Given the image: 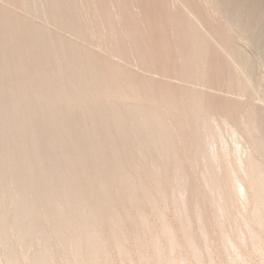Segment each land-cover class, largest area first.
<instances>
[{
  "label": "bare ground",
  "instance_id": "bare-ground-1",
  "mask_svg": "<svg viewBox=\"0 0 264 264\" xmlns=\"http://www.w3.org/2000/svg\"><path fill=\"white\" fill-rule=\"evenodd\" d=\"M262 247L264 0H0V264Z\"/></svg>",
  "mask_w": 264,
  "mask_h": 264
},
{
  "label": "rangeland",
  "instance_id": "rangeland-1",
  "mask_svg": "<svg viewBox=\"0 0 264 264\" xmlns=\"http://www.w3.org/2000/svg\"><path fill=\"white\" fill-rule=\"evenodd\" d=\"M174 2L176 3V1H174ZM176 4L178 5V2H177ZM159 5L162 6L163 4L161 3V4H159ZM159 5H158V6H159ZM161 6H160V7H161ZM134 7H135V6H134ZM134 7H133V10H132V14H133V11H134ZM160 7H158V8H160ZM162 7H164V6H162ZM136 8H138V7L136 6ZM139 9H140V10H139ZM139 9H138V11H141V8H140V7H139ZM162 9H163V8H162ZM160 10H161V9H160ZM135 14H136V9H135ZM135 14H133L135 17L139 15V14H136V15H135ZM154 19L158 20V18H153V21H154ZM156 20H155V21H156ZM155 21H154L153 23H157V22H155ZM197 23H198V22H197ZM199 25H200V23H198V26H199ZM200 27H201V25H200ZM149 63H152V59H150V62H149ZM170 75H171V74H169V75H167V76L165 75L164 78L166 77L165 79L169 80ZM172 75H173V74H172ZM167 77H168V78H167ZM171 78H172V80H171ZM173 78H175V75H174V77H170V81H173ZM205 88H207V91H209L210 89L212 90V88H210L209 90H208V87H205ZM203 89H204V88H203ZM213 89H216V88H213ZM221 89H223V91H222ZM221 89H218V88H217V91H216V90H214V91H215V93L218 92V95H220V96H222V92H223V96H224V92H225V90H224V88H221ZM219 90H221L222 92H219ZM210 92H213V91H209L208 94H211ZM219 93H220V94H219ZM212 94H213V93H212ZM213 95H214V94H213ZM226 95H228V92L225 94V96H226ZM258 100H259V99H258ZM257 102H259V104H262V103H260V100L257 101ZM231 143L233 144V142H231ZM228 144H230V141L228 142ZM230 145H231V144H230ZM230 145H229V146H230ZM231 146H232V145H231ZM231 146H230V147H231ZM168 212L171 213L172 210H171V211H168ZM168 212H167V213H168ZM173 213H174V212H173ZM173 213H172V214H169V215H170V216H171V215L174 216ZM170 216H168V214H167V219H168V220H171V221H172V219H173V220L175 219V218L170 217ZM169 218H171V219H169ZM171 221H170V222H171ZM173 222H174V221H173ZM173 222H171L172 225H173ZM223 223L225 224V222H223ZM226 223H227V222H226ZM232 234H233V233H232ZM178 245L180 246V245H182V244L180 243V244H178ZM182 246H183V245H182ZM180 247H181V246H180ZM180 247H179V248H180ZM183 247H185V246H183ZM179 248H178V249H179ZM181 250H182V247H181ZM185 250H186V249H184L183 251H185ZM179 251H180V250H179ZM262 252L264 253V248H263V247H262V251H261V249H260V252H259V253H260V254H263ZM259 253H258V254H259ZM258 254L255 256V257H257V260H259L260 257L263 258L262 256H264V255L259 256ZM214 255H215V253H214ZM216 255H217V257H219V256H220V255H219V252H218V254H216ZM258 256H259V257H258ZM215 257H216V256H215ZM254 259H255V258H254ZM255 260H256V259H255ZM263 260H264V258H263ZM263 260H262V261H263Z\"/></svg>",
  "mask_w": 264,
  "mask_h": 264
}]
</instances>
